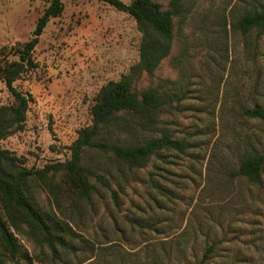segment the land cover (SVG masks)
I'll return each instance as SVG.
<instances>
[{
  "label": "rangeland",
  "instance_id": "rangeland-1",
  "mask_svg": "<svg viewBox=\"0 0 264 264\" xmlns=\"http://www.w3.org/2000/svg\"><path fill=\"white\" fill-rule=\"evenodd\" d=\"M155 1L167 7L168 0ZM48 3L0 0V50L27 41ZM63 3L33 50L37 67L14 83L32 97L24 128L0 140L28 168L69 159L77 131L91 123L100 87L139 58L141 34L129 14L99 0ZM260 6L264 0H197L183 30V54L176 32L170 54L136 84L178 80L173 57L181 54L186 95L162 109L152 131L135 127L118 135L136 143L166 133L188 147L162 149L140 167L86 150L83 163L107 180L103 187L91 178L95 189L87 199L64 193L56 205L37 181L36 207L70 226V245L55 255L27 226L10 228L19 252L7 264H264V164L258 182L238 174L243 155L264 152V122L243 115L264 107V34L230 27ZM11 103L0 80V105Z\"/></svg>",
  "mask_w": 264,
  "mask_h": 264
},
{
  "label": "trees",
  "instance_id": "trees-1",
  "mask_svg": "<svg viewBox=\"0 0 264 264\" xmlns=\"http://www.w3.org/2000/svg\"><path fill=\"white\" fill-rule=\"evenodd\" d=\"M63 1L49 0L27 41L16 45L11 51L0 50V80L12 96L11 104L0 105V140L24 128L32 97L19 90L14 83L37 67L33 50L48 21L62 13ZM99 1L129 14L135 20L141 34L138 61L130 66L128 73L100 87L90 108L91 123L77 131L69 147L70 158L66 161L49 163L37 169L28 168L21 158L0 146V264L13 261L18 254L19 245L10 228L21 231L22 225L37 234L55 255L58 248L69 247L73 234L70 226L53 213L40 212L33 200V186L37 181L43 182L56 205H59L60 196L64 193L80 200L87 199L95 189L91 178L106 187L104 175L83 163L86 150L109 153L119 163L140 167L162 149L181 152L188 147L187 142L166 133L136 143L121 141L119 136L125 132L132 133L135 127L152 131L162 109L171 108L173 101L186 95V78L189 75L182 64L181 54L186 46L183 30H189V13L197 0H168L164 9L155 0H130L128 3L122 0ZM176 20L178 29L175 27ZM230 27L243 35L251 31L264 34V6L244 11L230 22ZM176 32L182 34L178 35L181 54L173 57L178 80L164 79L155 86L137 89L136 84L142 75H152L170 54ZM9 55L16 58L9 60ZM243 115L264 122V107L247 109ZM114 133L117 136L111 138ZM263 164L264 152L245 154L240 159L238 174L249 181L258 182ZM56 176L60 177L59 183L54 181Z\"/></svg>",
  "mask_w": 264,
  "mask_h": 264
}]
</instances>
